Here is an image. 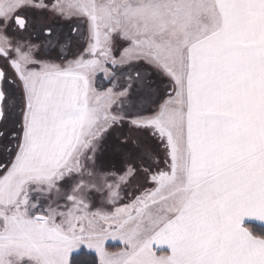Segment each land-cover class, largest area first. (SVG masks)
Returning a JSON list of instances; mask_svg holds the SVG:
<instances>
[{"label":"snow or ice","instance_id":"1","mask_svg":"<svg viewBox=\"0 0 264 264\" xmlns=\"http://www.w3.org/2000/svg\"><path fill=\"white\" fill-rule=\"evenodd\" d=\"M0 264H264V0H0Z\"/></svg>","mask_w":264,"mask_h":264},{"label":"trees","instance_id":"2","mask_svg":"<svg viewBox=\"0 0 264 264\" xmlns=\"http://www.w3.org/2000/svg\"><path fill=\"white\" fill-rule=\"evenodd\" d=\"M113 250H115V245H113Z\"/></svg>","mask_w":264,"mask_h":264},{"label":"rangeland","instance_id":"3","mask_svg":"<svg viewBox=\"0 0 264 264\" xmlns=\"http://www.w3.org/2000/svg\"><path fill=\"white\" fill-rule=\"evenodd\" d=\"M113 245H115V242H113Z\"/></svg>","mask_w":264,"mask_h":264}]
</instances>
